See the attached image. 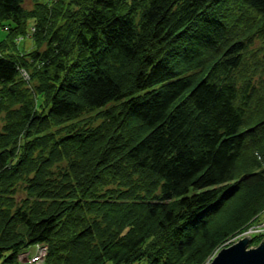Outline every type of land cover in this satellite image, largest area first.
I'll return each mask as SVG.
<instances>
[{"label": "trees", "instance_id": "obj_1", "mask_svg": "<svg viewBox=\"0 0 264 264\" xmlns=\"http://www.w3.org/2000/svg\"><path fill=\"white\" fill-rule=\"evenodd\" d=\"M23 2L0 0V264H202L258 219L264 0Z\"/></svg>", "mask_w": 264, "mask_h": 264}, {"label": "rangeland", "instance_id": "obj_2", "mask_svg": "<svg viewBox=\"0 0 264 264\" xmlns=\"http://www.w3.org/2000/svg\"><path fill=\"white\" fill-rule=\"evenodd\" d=\"M41 2L42 0H24L23 2V7L27 10H31L34 8V6L36 7V3L37 2ZM56 0H54L55 2ZM134 2H136V0H134ZM48 24H50L51 27H53V29H57V24L59 23L58 21H52V22H47ZM46 28V27H45ZM45 28L41 29L42 33H38V35L34 36L33 32L31 33H25V35L20 39V36H16L14 38L15 44H18L19 49L23 48L24 50H29L31 48H35L37 46V48H43L45 46V42L44 41V34H45ZM6 31L0 28V40H2L5 37ZM28 71H24L21 70L20 74L22 75L24 81H29V77L27 75ZM85 117V116H84ZM83 119V118H82ZM96 122H98V120H95ZM2 124L1 120H0V125ZM256 155H252L251 157H254V161H259L260 157L256 156ZM249 157V152L246 154L245 158ZM249 165V163H248ZM247 165V166H248ZM246 166V167H247ZM242 171L244 169H241ZM239 170V171H241ZM241 171V172H242ZM21 190H18V195H21ZM255 200H257V197L252 198L250 197V194H245V197L243 196H236L233 199H230L229 201H226L225 204L223 205L222 209L220 210V212H218L211 220V225L210 228L211 230H217L219 228H228V227H233V224L236 223V216H239L241 214H247L250 207L254 206ZM249 203V204H248ZM260 215V214H259ZM256 216V215H255ZM253 217L250 219V221L257 219L256 217ZM256 218V219H255ZM261 216L258 217V219L256 220V223L260 220ZM254 222H252V224H254ZM224 231H229V230H224ZM240 232L237 233V231H229V236H227L220 244H218V246H216L212 252H210V254L206 257V259L204 260V262L202 264H206L208 261L211 260V258H213L216 253L222 248L225 247L226 245H228L229 243H233L236 242L238 239L242 238L243 236H246L245 234H241L240 236ZM253 235V234H252ZM251 239V238H250ZM259 241V240H258ZM253 241L250 240L247 247H255L256 245H258L261 241H264V236L261 237L260 241ZM43 251L45 252V249L43 248ZM25 253L28 254V256L34 254V248L32 246L28 247L25 251H23ZM26 258H23L22 260L24 261ZM21 264H31L28 263L27 261L22 262ZM34 264H38V263H34Z\"/></svg>", "mask_w": 264, "mask_h": 264}, {"label": "water", "instance_id": "obj_3", "mask_svg": "<svg viewBox=\"0 0 264 264\" xmlns=\"http://www.w3.org/2000/svg\"><path fill=\"white\" fill-rule=\"evenodd\" d=\"M250 240L246 235L222 247L208 264H264V241L248 248Z\"/></svg>", "mask_w": 264, "mask_h": 264}, {"label": "built area", "instance_id": "obj_4", "mask_svg": "<svg viewBox=\"0 0 264 264\" xmlns=\"http://www.w3.org/2000/svg\"><path fill=\"white\" fill-rule=\"evenodd\" d=\"M260 216L261 218L257 223L255 222L254 224L246 228L244 231L240 232V235L247 234L251 238L254 235L263 234L264 233V208L261 211ZM43 248L45 249V252L43 251ZM45 253H46V248L44 246L35 245V253L31 257H27L26 254H21L20 259L22 260L23 258H26L25 260L31 264H34V263L42 264ZM208 262L206 264H208Z\"/></svg>", "mask_w": 264, "mask_h": 264}, {"label": "bare ground", "instance_id": "obj_5", "mask_svg": "<svg viewBox=\"0 0 264 264\" xmlns=\"http://www.w3.org/2000/svg\"><path fill=\"white\" fill-rule=\"evenodd\" d=\"M229 244H230V243H229ZM229 244H228V245H229ZM228 245H226V246H228ZM33 248H34V251H35V246H33ZM34 253H35V252H34ZM21 254H26L27 257H31V256L33 255V254H32V255L28 256V254L25 253V252H23V253H21ZM21 254H20V255H21ZM19 259H20V256H19ZM20 261H21V263H22V262H24V261H26V260L23 261V260L20 259Z\"/></svg>", "mask_w": 264, "mask_h": 264}]
</instances>
